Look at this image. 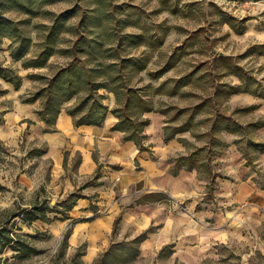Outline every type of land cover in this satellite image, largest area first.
<instances>
[{
	"label": "crops",
	"instance_id": "crops-1",
	"mask_svg": "<svg viewBox=\"0 0 264 264\" xmlns=\"http://www.w3.org/2000/svg\"><path fill=\"white\" fill-rule=\"evenodd\" d=\"M254 19L245 18L244 32L262 45L264 32ZM156 36L152 58L127 56L113 75L92 39L57 46L41 68L19 71L18 86L4 77L0 155L9 161L35 148L36 166L19 176L25 182L20 191L35 192L36 199L23 205L44 202L37 195L46 192L58 215L50 234L67 236L69 248L83 247L85 264L108 255L130 264L161 255L168 243L186 260L199 247L216 248L238 236L257 234L264 242V48L259 74L252 75L236 63L215 67L232 58L224 51L211 67L198 57L165 58L172 35ZM92 54L98 74L86 64ZM53 61L64 64L53 86L69 89L56 109L41 92L21 93L30 71ZM64 207L65 215L59 212ZM119 241L127 243L120 248Z\"/></svg>",
	"mask_w": 264,
	"mask_h": 264
},
{
	"label": "rangeland",
	"instance_id": "rangeland-1",
	"mask_svg": "<svg viewBox=\"0 0 264 264\" xmlns=\"http://www.w3.org/2000/svg\"><path fill=\"white\" fill-rule=\"evenodd\" d=\"M246 17L256 18V28L262 34L264 0H0V71L18 86L22 80L19 71L41 68L57 46L66 49L65 45L76 41L89 45L93 39L95 55L100 53L106 58L104 65L113 75L127 56L134 55L141 62L152 58L151 41L165 33L172 35L169 48L163 49L165 58L198 57L211 67L212 58L224 51L232 58L215 63V67L236 63L238 71L257 75L264 44L258 42V36L240 32L246 26ZM101 40L103 48L99 47ZM95 55L87 56L86 64L98 74ZM114 58L118 66L109 64ZM61 66L64 64L53 61L30 71L22 96L30 98L41 92L45 104L56 109L69 92L67 86H53V77ZM4 77L0 74V94ZM29 150V154H17L9 161L6 154L0 155V264H85L83 247L69 248L67 236L59 239L50 234L49 223L58 215L50 207L51 197L46 192L37 195L44 202L30 208L23 205L36 199L35 192L20 191L25 182L19 172L36 166L35 148ZM43 165L42 170L47 172L49 158L44 157ZM8 169L11 177H7ZM66 209L60 208L59 212L65 215ZM9 237L14 239L10 241ZM118 243L123 248L127 242ZM213 246L199 247L197 253L184 255L186 260H182L174 255L173 244L168 243L161 255L136 257L130 264H264V242L261 244L257 234ZM105 259L106 264H118L123 256L108 255Z\"/></svg>",
	"mask_w": 264,
	"mask_h": 264
},
{
	"label": "trees",
	"instance_id": "trees-1",
	"mask_svg": "<svg viewBox=\"0 0 264 264\" xmlns=\"http://www.w3.org/2000/svg\"><path fill=\"white\" fill-rule=\"evenodd\" d=\"M240 30V32H244V30H245V28H242V29H239ZM222 56H224V55H222ZM0 74L1 75H3V76H7L6 74H4L3 72H2V70L0 71ZM2 119V117L0 116V120ZM84 119L83 118H81V119H79L78 121L79 122H81V121H83ZM118 224H119V219H117L116 220V228L118 227ZM14 238L13 237H9V240L11 241V240H13ZM15 240L17 241V240H19V239H17V238H15ZM98 264H106V259H105V256L103 257V259H101V262L100 263H98Z\"/></svg>",
	"mask_w": 264,
	"mask_h": 264
}]
</instances>
